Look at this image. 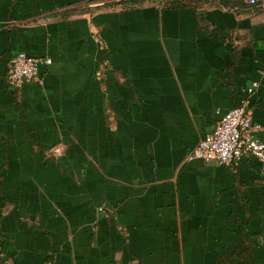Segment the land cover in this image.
I'll return each instance as SVG.
<instances>
[{
    "label": "crops",
    "instance_id": "1",
    "mask_svg": "<svg viewBox=\"0 0 264 264\" xmlns=\"http://www.w3.org/2000/svg\"><path fill=\"white\" fill-rule=\"evenodd\" d=\"M121 1L0 0V264H264L261 164L187 160L253 83L264 143L262 9Z\"/></svg>",
    "mask_w": 264,
    "mask_h": 264
},
{
    "label": "built area",
    "instance_id": "2",
    "mask_svg": "<svg viewBox=\"0 0 264 264\" xmlns=\"http://www.w3.org/2000/svg\"><path fill=\"white\" fill-rule=\"evenodd\" d=\"M244 3L260 7L264 18V0H244ZM51 63L48 57L35 58L19 52L10 62L7 84L12 89H18L28 82H41V69ZM255 87L253 83L244 92L248 96ZM247 96H243L236 106L219 118L214 131L197 143L188 153L187 160L215 161L231 166L248 157L261 164L264 175V143L256 136L257 126L253 123Z\"/></svg>",
    "mask_w": 264,
    "mask_h": 264
},
{
    "label": "trees",
    "instance_id": "3",
    "mask_svg": "<svg viewBox=\"0 0 264 264\" xmlns=\"http://www.w3.org/2000/svg\"><path fill=\"white\" fill-rule=\"evenodd\" d=\"M145 2H153V4L162 5L168 8H201L197 3L203 2L207 4H219L221 6H230L233 7L237 4H242L244 0H123L119 2L120 4L127 6H137L142 5ZM155 2V3H154Z\"/></svg>",
    "mask_w": 264,
    "mask_h": 264
},
{
    "label": "rangeland",
    "instance_id": "4",
    "mask_svg": "<svg viewBox=\"0 0 264 264\" xmlns=\"http://www.w3.org/2000/svg\"><path fill=\"white\" fill-rule=\"evenodd\" d=\"M147 3H151V2H145L144 4H147ZM153 3V2H152ZM155 3V2H154ZM203 4H206V3H203V2H199L197 3V5H199L200 7H203Z\"/></svg>",
    "mask_w": 264,
    "mask_h": 264
}]
</instances>
